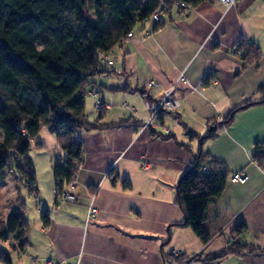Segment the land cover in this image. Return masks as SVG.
<instances>
[{
  "label": "crops",
  "instance_id": "1",
  "mask_svg": "<svg viewBox=\"0 0 264 264\" xmlns=\"http://www.w3.org/2000/svg\"><path fill=\"white\" fill-rule=\"evenodd\" d=\"M163 22L157 31L153 21L138 25L135 38L109 57L110 73L91 79L86 113L90 123L99 122L101 102L103 128L78 133L84 154L77 187L67 191L76 202L60 205L54 191L33 224L25 210L28 247L16 262L11 257L13 264H186L177 257L215 256L234 244L256 251L211 264H264V161L253 157L264 144V0H239L229 10L207 3L186 14L174 11ZM144 31L152 35L141 40ZM242 42L260 50L258 64L243 61ZM182 73L186 82L173 93L181 107L153 119L147 103L162 100ZM151 82L158 86L149 89ZM37 141L41 148L53 142L62 154L48 129ZM201 156L205 166L216 161L229 174L225 193L206 214L212 235L206 245L185 226L176 192ZM234 174L248 181L233 184ZM0 186L11 191L7 181Z\"/></svg>",
  "mask_w": 264,
  "mask_h": 264
},
{
  "label": "trees",
  "instance_id": "2",
  "mask_svg": "<svg viewBox=\"0 0 264 264\" xmlns=\"http://www.w3.org/2000/svg\"><path fill=\"white\" fill-rule=\"evenodd\" d=\"M212 2L0 0V183L6 179V170L14 166L28 181L30 193L36 192L29 153L33 146L41 148L37 140L42 130L48 129L62 151L53 169L56 190L66 187L82 164L84 143L78 133L103 128V109L97 123H90L86 113L91 79L110 73L101 56L123 45L138 25L151 22L156 13L166 12L169 16L177 11V3L187 4L193 10ZM163 23H156L155 31ZM240 47L244 49L242 59L246 64L261 61L259 49L244 42ZM237 112L230 114L226 124L232 123ZM189 135L195 136L191 131ZM253 157L259 164L264 161V144L256 145ZM205 165L201 156L181 178L176 192L185 226L206 245L212 240L205 227L206 214L209 206L225 193L229 174L216 161L207 164V173L203 171ZM125 186L130 187V183ZM17 203V210L8 216L5 225H0V241L14 242L13 251L24 254L30 224L25 216V202ZM41 219L48 228L50 213L44 212ZM247 251L256 249L234 244L218 255L199 259L215 262ZM190 259L177 257L186 262ZM0 264H13L11 255L1 252Z\"/></svg>",
  "mask_w": 264,
  "mask_h": 264
},
{
  "label": "rangeland",
  "instance_id": "3",
  "mask_svg": "<svg viewBox=\"0 0 264 264\" xmlns=\"http://www.w3.org/2000/svg\"><path fill=\"white\" fill-rule=\"evenodd\" d=\"M89 106L91 107V104L87 97V112L89 110ZM47 144L48 146L46 148L33 146L29 153V157L33 163V172L36 175V190L38 189L39 192L31 194L27 187L18 182L20 181L18 177L23 180H25V177L19 173L16 174L10 168L6 170L5 181H7V185H9V187L11 186V191L7 193L0 186V225H5L8 215L17 209V199L19 197L26 204V212L29 214L31 224H33L35 216L39 213L38 207L40 204L42 211H46V203H49L52 198L51 195L54 196L53 192L56 190V186L52 183V181H55L53 169L56 159L60 155H58V149H56L53 142L47 141ZM31 226L33 228L34 225ZM14 246H16L14 242L6 243L0 241V253L10 254L12 259L16 262V256L18 254L17 252L12 251Z\"/></svg>",
  "mask_w": 264,
  "mask_h": 264
},
{
  "label": "built area",
  "instance_id": "4",
  "mask_svg": "<svg viewBox=\"0 0 264 264\" xmlns=\"http://www.w3.org/2000/svg\"><path fill=\"white\" fill-rule=\"evenodd\" d=\"M238 1L239 0H213V3L220 5V6H223L224 8L229 10V9H232L234 6H236ZM175 8L181 14L187 13V12L192 10L191 6L184 4V3H177L175 5ZM165 17H167L166 12H159V13H156L154 15L152 21L155 24L160 23V22L164 21ZM144 24H146V23H144ZM151 35H152V32L144 31L142 36H141V40H144V39L150 37ZM134 38H135L134 33H131L128 37V39H134ZM112 55H113V52L109 53L108 55H102L101 56L102 61L106 67H110L113 65V62L109 60V57ZM185 82H186V78H185V75L182 73L180 75V77L178 78V80L175 82V84L172 85V87L165 92V95H164L162 100H160L157 103H152V102L147 103V108L152 113L153 119L157 118L158 116H160L164 113H175L176 111L179 110V108L181 107L180 101L173 97V93L179 84H182ZM217 85H218V83L216 80L213 82L212 88L216 87ZM157 86H158L157 82H151L148 85V88L152 89V88H155ZM95 108L97 111H101L103 109L102 103L97 101ZM150 125H151V123H148L145 126V129L150 127ZM18 161L21 162L20 159H18ZM63 165H64V163L62 162L61 166H63ZM10 169H12L16 174L18 173V171L16 170V167L12 166ZM144 169L149 170V165H145ZM203 171L205 173H207L209 171V168L206 166L203 168ZM18 179L20 180V181H18L19 183H21L22 185L27 187L28 181L26 179L23 180L20 177H18ZM230 181L233 184H246V182L248 181V178L244 174H234V175L230 176ZM76 187H77V175L74 177V179L66 187H64L63 189L55 190V196H56V199L59 200L60 205H66V204H71V203L76 202V197L67 192L68 190L74 191L76 189ZM89 214H90L89 215L90 218H94L97 215V210L92 206ZM45 264H67V263L56 262L53 260H47L45 262ZM78 264H80V263H78ZM186 264H211V262L202 261L199 259V257H195V258H192L189 261H187Z\"/></svg>",
  "mask_w": 264,
  "mask_h": 264
}]
</instances>
